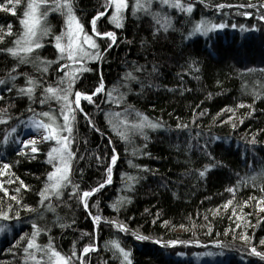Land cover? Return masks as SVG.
<instances>
[{
  "label": "trees",
  "instance_id": "obj_1",
  "mask_svg": "<svg viewBox=\"0 0 264 264\" xmlns=\"http://www.w3.org/2000/svg\"><path fill=\"white\" fill-rule=\"evenodd\" d=\"M27 2L20 0L15 14L0 10V167L10 165L0 176L8 190L7 196L0 190V211L11 217L0 219V264H36L24 251L33 223L43 229L35 237L40 248L51 241L62 255L75 251L80 256L86 244L94 245L95 250L82 257L83 264H122L114 255L113 240L128 251L131 264H264V258L251 252L252 247L264 252V20L257 18L264 15L259 7L263 3L181 0L193 6L185 12L161 0H127L118 28L108 19L110 6L97 19L96 30L113 31L115 42L108 47L107 38L95 37L102 58L87 62L88 70L72 85L73 93H89L102 78L105 91L92 98L94 103L81 100L100 132L76 113L71 183L59 198L41 202L39 193L52 170L47 158L51 143L38 144L35 154L12 143L4 146L5 135H20L27 119L35 116L47 122L48 117L38 114H60L56 100L42 95L63 76L57 71L52 39L61 26L59 13L51 11L44 18L50 32L43 47L27 58L39 61L25 63L5 51L14 47L22 31L19 21ZM71 2L84 31L91 34L90 21L104 11L106 0ZM133 4L145 10L133 12ZM246 11L251 15L244 16ZM201 20L226 26L189 36ZM128 72L136 79L126 78ZM29 78L36 83L31 99L18 91ZM137 113L160 126H142ZM119 121L125 123L117 128ZM113 148L118 159L111 181L87 198L85 209L72 184L82 192L103 183ZM253 176L255 180L249 179ZM94 216L101 217L95 225ZM119 224L126 231H120ZM241 234L249 239L241 240ZM170 240L180 245L168 247ZM35 257L47 264L44 252L35 250Z\"/></svg>",
  "mask_w": 264,
  "mask_h": 264
},
{
  "label": "snow or ice",
  "instance_id": "obj_2",
  "mask_svg": "<svg viewBox=\"0 0 264 264\" xmlns=\"http://www.w3.org/2000/svg\"><path fill=\"white\" fill-rule=\"evenodd\" d=\"M108 2L112 6L111 15L108 17L110 22L115 25V27L122 26V19L123 13L128 8L127 0H108ZM20 3V0H4L3 3H0V10L5 12L15 14V7L17 4ZM151 3V0H149ZM162 4H166L169 7H175L177 10H183L185 12H190L192 10V4L189 3L186 6L181 4V0H161ZM51 4L54 7H49L48 5ZM45 6L47 8L46 11H41V7ZM222 7V6H218ZM242 7H256V5H242ZM260 8H264V4L259 5ZM61 11L64 15V24L65 28L61 31L59 35L53 36L54 47L57 50V54L60 59L66 60L69 63L64 64L61 63L57 68V71L64 70V75L60 78L57 82L56 86L53 87L52 85H48L44 88L42 95L55 99L58 103H60V115L63 120V124H57L55 118L51 116L49 112H41L38 115L41 117H48L49 122H45L42 119H30V124L32 129L40 130L43 129L44 135L43 139L45 141H54L55 144L52 148L49 149L47 153L48 162L52 165V170L47 173L46 182L44 188L40 191L39 196L41 197V202L43 200L50 198V197H57L59 198L61 195V190L68 184L71 183L69 178V173L71 170V162L75 153L71 149V145L73 142V132H74V124L76 120V113L79 112L83 115L84 119L87 121L88 125L92 127L95 131L100 132L99 128H96L90 115L84 112L83 108L81 107V100H86L89 103H94L93 97L97 96V94L103 93L105 91L103 80L101 78L100 83L94 87V89L89 93H84L79 90L74 91V99H70V95L73 94V83L75 80L79 79V74L83 73L84 71L88 70L85 68V64L87 61L91 60H99L101 59L99 45L97 40L94 37L100 38H107L109 41L108 47L112 46V43L115 42V34L113 31H97L96 30V22L100 16H104L105 12H97L90 21L92 26V34L89 35L87 32L84 31L83 26L77 19L76 15L73 12L72 2L71 0H28L25 9L22 14V18L20 19L19 23L21 25L22 31L17 36V39L13 41L14 47H10L6 49L10 55L14 57H19L21 61L25 63H36L40 60L39 57H35V60H28V56L30 53H33L35 49H39L43 47L42 37H45L49 34V28L42 25V21L51 11ZM138 10H145L143 6L139 4L132 5V11L136 12ZM259 12V9H258ZM244 16H250L251 13L244 12ZM260 20H264V15H258L257 17ZM159 23V21H157ZM162 27L166 26L165 24L161 25ZM226 25L223 23H210L206 20H201L194 25V28L191 32L188 33L189 36L193 35V33H200L203 35H207L209 32L214 30L223 29ZM233 28L236 25H232ZM253 27H255L253 25ZM240 28L243 29L244 25H240ZM8 33L11 34V26L9 25ZM3 39V36H0V40ZM107 51V48L104 49ZM135 71H141L140 68H136ZM126 78H131L133 80L136 79L135 76L132 75L131 72L126 73ZM14 79V77H13ZM0 83H4V81H0ZM36 83L34 80L29 78L26 81V87L18 89V91L22 94H26L29 99L32 98V93L35 90ZM109 101L113 100L112 91L107 93ZM107 102V101H106ZM115 102L119 104L120 99H116ZM41 104L45 103L44 99H41ZM107 115V114H106ZM113 116L119 117V113H112ZM140 116L142 126L150 127V128H157L160 125L156 123H152L148 120L146 116ZM6 122V121H5ZM121 123H125V121H119L115 125V127H119ZM182 127V125L177 124V128ZM11 132H16V128H12ZM63 133V134H62ZM5 140H7V134L5 135ZM22 144L21 151H23V147L30 146V152L35 154L39 151L36 147L35 139H22L19 141ZM109 144L112 143L111 140L108 141ZM99 159V156H97ZM118 159V155L115 151V148L112 149V154L110 156V162L106 168L107 178L103 181V183L98 184L96 187L91 189L84 190L82 192H77L76 185L72 184V192L76 193L80 202L83 204L85 209H87V198L92 194L96 193L100 188L104 187V185L110 183L111 181V172L112 166ZM10 165L4 163L2 167H0V176L5 174L4 170L9 169ZM200 175H204V172H200ZM260 175H264L262 172ZM18 179V178H17ZM129 180L132 177L128 178ZM251 180H255L256 177H249ZM11 179L8 180V183H11ZM21 188H27V185L20 181ZM0 190L4 192V194L8 195V190L3 188V182L0 181ZM19 188L16 189L19 192ZM227 191L232 192L233 189L229 188ZM12 200L16 201L17 204L20 201L17 199L16 196L11 197ZM250 199H252L250 197ZM231 201L226 202L223 207L226 209ZM245 204L247 201L244 202ZM257 205H260V202L257 201ZM12 205H8L10 209ZM26 210L28 206H24ZM115 207V205H113ZM260 210L264 211V207H260ZM19 213H17V217ZM0 219L8 220L11 219L7 211H0ZM93 224L101 219L100 216L92 217ZM240 219V217H237ZM120 231H126V228L123 224L116 225ZM239 227V225H238ZM32 236L28 239L27 245L24 248L25 253L28 254L29 258L36 261V264H39V261L36 260L35 257V250L44 252V255L47 257V264H74V261H79V264H83L82 257L84 254L94 251L95 246L92 244H86L80 256H77L76 252L73 251L70 256L62 255L59 251L52 247L51 241L49 244L40 248L35 243V237L39 234L40 231L43 229H39L35 223L32 224ZM3 230V227H0V231ZM138 239H143V237H137ZM23 239V237H22ZM241 240L247 241L249 238L241 234ZM112 246L114 249V255L118 254V258L122 259L123 262L126 264H131L129 259V253L120 244L113 240ZM169 245H176L180 243L177 240H170L167 242ZM195 243H199V241H195ZM260 244L264 245V239L260 240ZM30 249L34 251H30ZM252 254L257 256H261L264 258V252H259L255 247L251 248Z\"/></svg>",
  "mask_w": 264,
  "mask_h": 264
},
{
  "label": "rangeland",
  "instance_id": "obj_3",
  "mask_svg": "<svg viewBox=\"0 0 264 264\" xmlns=\"http://www.w3.org/2000/svg\"><path fill=\"white\" fill-rule=\"evenodd\" d=\"M260 2L261 3H263L264 4V0H260ZM49 7H54L53 5H51V4H49L48 5ZM110 6H111V4L108 2V0H106V4H105V9H107V11L105 12V9H104V11L103 12H105V14L110 10ZM47 10V8L45 7V6H42L41 7V11H46ZM53 11H55V10H53ZM111 11H112V6H111ZM57 13H59V15H60V18H58L60 21V23H61V26H59L60 27V29L58 30V32L56 33V35H59L60 33H61V31L62 30H64V28H65V24H64V15L62 14V12L61 11H56ZM50 13V12H49ZM48 13V14H49ZM42 25H43V21H42ZM43 26H45V25H43ZM45 27H47V26H45ZM49 28V27H48ZM50 32V31H49ZM91 34H92V29H91ZM91 34H89V35H91ZM53 36H55V35H53ZM95 38V37H94ZM43 42H45L44 41V37H42V43ZM58 59H59V63L57 64V66L59 67V65L61 64V63H64V64H67V63H69L68 61H66V60H63V59H60V57L58 56ZM87 62H89V61H87ZM85 66H86V64H85ZM63 72V75H64V70H61V73ZM56 86V85H55ZM70 99H74V93L72 94V95H70V97H69ZM55 103H57V105H56V108H57V110H59V111H57L58 113H60V103H58L57 101L55 102ZM52 117H54V116H52ZM31 118H34V119H39V118H37V117H35V116H33V117H31ZM55 121H56V123L57 124H63V120H62V117H61V115L60 114H58V116H57V118H55ZM47 122H49V118H47ZM119 123V122H118ZM121 126H122V123L120 124ZM63 134V133H62ZM43 135H44V132H43V129H40V130H35V129H32V127H31V124H30V119H27V121L25 122V124H24V126H23V128H22V130H21V133H20V135H9L8 137H7V140H4V146H8V145H11V143L14 145V148H16V149H19L20 151H21V148H22V144L21 143H19V141L20 140H22V139H25V138H27V139H35V143H36V146L38 145V144H42V143H45V142H49V143H51V148L54 146V144H55V142L54 141H45L44 139H43ZM12 146V145H11ZM30 152V146H28V147H23V151L22 152ZM1 232V231H0ZM186 244H188V245H192V244H194V243H186ZM178 245H180L179 243H177L176 245H169L168 243H167V246L168 247H175V246H178ZM196 255H198V254H196ZM194 257H196V256H194ZM200 258L201 257H197L196 258V262L197 263H199V260H200Z\"/></svg>",
  "mask_w": 264,
  "mask_h": 264
}]
</instances>
